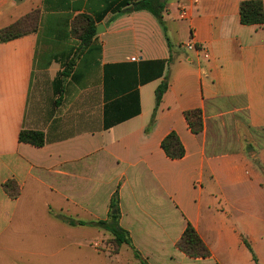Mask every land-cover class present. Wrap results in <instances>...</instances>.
<instances>
[{
  "label": "crops",
  "instance_id": "0c3cea01",
  "mask_svg": "<svg viewBox=\"0 0 264 264\" xmlns=\"http://www.w3.org/2000/svg\"><path fill=\"white\" fill-rule=\"evenodd\" d=\"M136 1L0 0V30L39 13L36 32L0 42V245L26 229L20 208L50 227L29 239L45 264H142L135 251L148 264H264V24L241 23L250 0H165L162 20ZM84 16L99 33L74 59ZM21 130L42 131L45 145L21 143ZM172 132L181 159L161 147ZM116 191L131 245L63 220L109 221ZM188 224L208 257L177 248Z\"/></svg>",
  "mask_w": 264,
  "mask_h": 264
},
{
  "label": "trees",
  "instance_id": "16d2710c",
  "mask_svg": "<svg viewBox=\"0 0 264 264\" xmlns=\"http://www.w3.org/2000/svg\"><path fill=\"white\" fill-rule=\"evenodd\" d=\"M131 2H125L124 6L130 5ZM134 10H146L151 12L159 20H162V14L166 8L165 0H138L133 2ZM85 24L80 21V18L74 23L73 31L76 34L79 32V39L81 40V45L79 51L75 54L77 58L78 54L86 49L93 37L96 35L97 26L91 18L84 16L83 17ZM240 21L243 25L246 26H262L264 24V7L263 3L260 0H250L244 1L240 5ZM84 24V25H82ZM39 26V13L34 11L13 23L12 25L5 27L0 30V42H8L24 35L33 33L37 31ZM78 34V33H77ZM79 52V53H78ZM74 59L67 63L64 67V70L59 73V76L54 82V88L56 94H61L63 83L67 78L70 77L71 70L73 67ZM164 64V62H160ZM167 89V84H162L156 92V104L158 105L163 93ZM58 103V101H57ZM186 119L192 130L196 135H199L203 132L204 123H203V113L201 110H193L186 112ZM19 141L21 143L30 144L35 147H42L46 143L45 134L42 131L37 130H21L19 133ZM161 147L165 154L172 160L181 159L185 156V149L179 140L176 133H170L161 143ZM10 184L6 183L4 188L10 190ZM8 191V190H7ZM12 198H16V195L9 193ZM115 212V213H113ZM119 210H118V191L115 192L112 201H111V213L109 215V221H98L96 223H86L84 221H76L74 219L63 218L71 226H83V225H95L98 228L109 231L115 237V243L120 246L122 244L131 245V239L125 230L119 227L118 225ZM249 247V246H248ZM177 248L184 252L191 258H205L208 257L210 252L204 242L199 237L196 230L188 224L185 232L183 233L180 240L177 242ZM250 248V247H249ZM135 256L141 260L142 264H148L141 259L140 254L135 251ZM256 260V258H255Z\"/></svg>",
  "mask_w": 264,
  "mask_h": 264
},
{
  "label": "rangeland",
  "instance_id": "374dc122",
  "mask_svg": "<svg viewBox=\"0 0 264 264\" xmlns=\"http://www.w3.org/2000/svg\"><path fill=\"white\" fill-rule=\"evenodd\" d=\"M9 182H11L10 190L7 189V191L5 188L4 189L8 196H10L9 193L16 195V198L10 196L11 199H17L20 194L19 185L12 181ZM17 213L19 214L16 215V219H25L24 222L26 229L24 231L22 229H14L13 232H8L9 236H11L10 241L0 245V255L7 257L11 264H45L47 261H45L44 258H39L37 256L40 252L39 246L31 245L29 239L34 235L47 233L50 227L46 224V220L39 222L31 211H25L24 209L21 210L19 208ZM49 213L52 214L55 212L50 211ZM16 223H18V221Z\"/></svg>",
  "mask_w": 264,
  "mask_h": 264
},
{
  "label": "built area",
  "instance_id": "2783aa9c",
  "mask_svg": "<svg viewBox=\"0 0 264 264\" xmlns=\"http://www.w3.org/2000/svg\"><path fill=\"white\" fill-rule=\"evenodd\" d=\"M187 12H188V11H187L186 9H182V10H181V16H182V17H187V15H188ZM185 47H186L187 50H189V51H192V50H194V51L199 50V48H198L194 43H192V42L187 43V44L185 45ZM205 57H208V54H207V53H205ZM132 60L135 61V58H133Z\"/></svg>",
  "mask_w": 264,
  "mask_h": 264
},
{
  "label": "water",
  "instance_id": "95a60500",
  "mask_svg": "<svg viewBox=\"0 0 264 264\" xmlns=\"http://www.w3.org/2000/svg\"><path fill=\"white\" fill-rule=\"evenodd\" d=\"M97 33H99V28L97 29ZM115 213V212H114Z\"/></svg>",
  "mask_w": 264,
  "mask_h": 264
}]
</instances>
